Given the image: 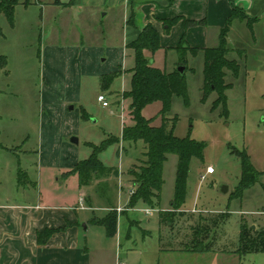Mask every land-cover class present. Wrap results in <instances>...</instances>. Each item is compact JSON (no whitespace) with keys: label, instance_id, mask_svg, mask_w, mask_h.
Instances as JSON below:
<instances>
[{"label":"rangeland","instance_id":"1","mask_svg":"<svg viewBox=\"0 0 264 264\" xmlns=\"http://www.w3.org/2000/svg\"><path fill=\"white\" fill-rule=\"evenodd\" d=\"M23 5L16 6L13 23L0 15V56L7 58L6 65L0 64V208L42 203L69 207L84 220L103 218L116 209L114 236L101 225L91 223L89 230L84 229L81 245L90 248L92 264H264V252L237 253L243 220L251 227H264V60L246 78L237 52L228 53L243 74L234 79L228 71L226 81L233 87L225 92L224 106L216 104L217 91L204 89V54L185 56L188 100L174 96L168 128L173 127L177 137L203 142L205 148L202 157L191 159L184 204L162 222L160 213L171 209L174 198L178 155L169 153L164 163L161 199L153 205L143 200L131 205L130 190L137 187L130 171L145 159V144L123 139L124 125L132 121L130 101L118 102L114 96L130 88L129 70L135 64L132 50L123 45L122 23L109 24L96 49L106 61L101 58L100 64L88 67L100 73H85L79 60L66 55L52 64L47 61L43 53L52 23L41 19L38 6ZM70 27L65 39L73 43L80 28L75 20ZM177 46L159 49L155 66L167 72L177 69L181 59ZM115 71L121 74L103 89L102 78ZM79 77L78 103L63 106L67 87H76ZM100 94L110 107L98 101ZM82 108L89 119L83 117ZM161 108L160 102L150 104L144 115L160 125ZM74 136L79 144L72 143ZM113 136L120 141L99 153L111 171L81 186L78 175L67 167L73 150L79 161L87 159L93 153L89 144L100 146ZM242 152L260 172L253 184L243 188ZM210 166L213 173H207ZM20 170L26 173L23 184ZM82 192L90 207L86 210L76 209ZM147 208L155 210L153 215L145 214Z\"/></svg>","mask_w":264,"mask_h":264},{"label":"crops","instance_id":"2","mask_svg":"<svg viewBox=\"0 0 264 264\" xmlns=\"http://www.w3.org/2000/svg\"><path fill=\"white\" fill-rule=\"evenodd\" d=\"M233 1L250 17L257 18L252 27L246 20H234L228 34L230 53L237 52L242 61L241 69L242 64L245 66L244 75L247 78L249 71L261 66L264 60V0ZM32 5L40 8L43 21L52 23L43 53L47 61L52 64L66 55V58L81 62L84 66L81 72L94 74L100 72L88 71V67L100 64L102 52L97 54L96 49L106 37L109 24L114 26L116 21L122 23L124 48L149 23L159 30L165 47L177 46L185 34L187 44L204 48L218 45L220 30L232 14L230 0H35L29 6ZM29 6L23 5L25 8ZM175 17L181 19L167 35L169 27L164 22ZM185 19L196 23L186 27ZM74 20L80 31L71 43L65 37L72 32L70 26ZM102 61H106V58H102ZM241 74L240 70L238 78L242 77ZM229 83L233 87V82ZM66 90L68 98L63 106L70 102L77 104L80 77L76 87L68 86ZM76 153V149L73 150L72 160L67 165L70 170L79 161ZM81 196H84L86 206L87 196L83 192ZM89 208L86 206L81 210ZM72 210L42 203L0 208V264H92V257L87 253L90 248L81 245L84 231L92 225L91 220L80 219ZM68 223V227L54 233L46 244L38 242V231L63 227Z\"/></svg>","mask_w":264,"mask_h":264},{"label":"trees","instance_id":"3","mask_svg":"<svg viewBox=\"0 0 264 264\" xmlns=\"http://www.w3.org/2000/svg\"><path fill=\"white\" fill-rule=\"evenodd\" d=\"M232 14L226 21L225 26L220 30L219 43L212 47H194L187 44L185 34L179 45L176 47L181 55L179 66H184L185 71L177 69L167 72L155 66L154 54L161 48V35L159 30L151 23L147 24L139 33L138 37L127 44V49L132 50L135 57V64L129 70L131 73L130 88L114 95L118 102L121 100L130 101L129 117L130 123H125L123 127L124 140H143L145 144V159L135 164L130 173L133 183L137 187L131 197V205L138 200H143L151 205L155 200L161 199L163 186V167L169 153L178 155V166L176 173L175 193L172 200L171 209L161 211L160 219L170 220L173 217V211L181 209L186 200L187 179L190 170L192 157H202L205 144L191 137L180 138L174 134V128H168V113L171 111L174 96H181L188 100V91L185 74L189 69L185 56L191 54L197 56L204 54V89L206 91H217V105H227L226 90L232 87V83L226 81L227 72L230 71L236 78L239 76V64L227 58L230 49L228 47V34L232 23L236 19L246 20L252 27L257 18L250 17L242 8L235 5L233 0ZM34 0H0V15L5 14L10 22L13 23L16 6L20 3L29 6ZM181 18L175 17L165 20L168 30ZM195 21L184 20L185 26L195 24ZM1 31V30H0ZM2 58V59H1ZM0 64H7L6 56H0ZM121 74L115 71L112 74L102 78L103 89L109 88L115 77ZM155 102H160L162 108L160 115L162 123L154 124V118H147L144 115L146 107ZM83 117L89 119L88 113L82 108ZM225 112L228 113L226 107ZM174 126V123H173ZM118 137H111L102 145L89 144L93 148V153L87 159L80 160L69 172L77 174L81 186L89 184L100 174H105L109 170L99 159V153L112 143L119 142ZM242 159V180L241 187H247L253 184L259 175V171L252 164L249 155L246 152L241 153ZM26 174L19 172V182L22 183V177ZM23 184V183H22ZM219 217L222 219L225 214ZM220 218V219H221ZM217 224L219 220H212ZM92 224L101 225L106 229L107 235L114 236L118 229V212L116 209H110L103 218L94 217ZM69 223L63 227L46 228L38 231L37 239L40 244H46L52 235L64 230ZM250 252H264V227L254 230L243 220L239 237V247L237 253L241 256Z\"/></svg>","mask_w":264,"mask_h":264},{"label":"built area","instance_id":"4","mask_svg":"<svg viewBox=\"0 0 264 264\" xmlns=\"http://www.w3.org/2000/svg\"><path fill=\"white\" fill-rule=\"evenodd\" d=\"M98 101L101 102L104 107H108L110 105L109 101L106 99V97H105L104 94H100L99 95ZM214 171L215 170H214V168L212 166H210V167L207 168V173H213ZM130 191L133 194L135 192V189L133 188ZM77 208L78 209H84V208H86V206L84 204V197H81L80 198V205ZM154 211L155 210L152 209V208H147V209H145L144 212H145L146 215L151 216V215H153V212ZM121 264H124V263H121Z\"/></svg>","mask_w":264,"mask_h":264},{"label":"water","instance_id":"5","mask_svg":"<svg viewBox=\"0 0 264 264\" xmlns=\"http://www.w3.org/2000/svg\"><path fill=\"white\" fill-rule=\"evenodd\" d=\"M178 70L181 71V72H183V71H185V67H184V66H179V67H178ZM72 107H73V106H72ZM72 142H74V143H78V142H79L78 137H75V136L72 137ZM224 190L226 191L227 188H224ZM252 228L255 229V226H252Z\"/></svg>","mask_w":264,"mask_h":264}]
</instances>
